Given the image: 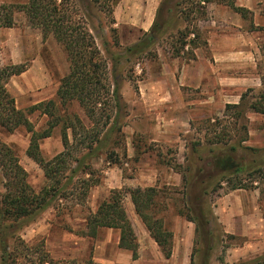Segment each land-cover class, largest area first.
<instances>
[{"label":"rangeland","instance_id":"374dc122","mask_svg":"<svg viewBox=\"0 0 264 264\" xmlns=\"http://www.w3.org/2000/svg\"><path fill=\"white\" fill-rule=\"evenodd\" d=\"M26 1L0 0V4ZM166 1L168 8L164 6L161 11L165 33L152 49L156 58H143L118 70L122 138L113 145L119 139L114 134L109 143L117 163L107 160L103 146L93 153L90 162L99 184L89 190L85 204L62 199L32 222L4 230L10 249L20 238L30 246L43 245L58 264H114L109 261L124 258V250L118 249L119 232L101 228L95 238L87 237L86 217L111 191H121L130 222H141L126 190L154 187L158 197L153 212L172 233V248L175 240L182 243L181 239L190 235L177 258L160 264H204L206 259L207 264H248L264 260V172L254 179L248 171L230 173L226 179L205 174L212 155L228 152L234 145L258 150L261 154L254 158L264 160V114L250 109L260 103L264 92V0H160L159 5ZM230 1L245 11L234 12L225 5ZM147 2L149 6L143 10ZM153 2L111 0L113 25L107 15L94 11L90 22L103 29V33L94 34L109 65L107 50L115 53L135 43L144 32L141 27L154 20L157 9L151 11ZM201 8L204 17L195 14ZM193 28L200 33L197 47L188 45L180 51L183 40L194 38L190 34ZM114 35L119 47L113 42ZM12 66L24 67V71L10 76ZM67 73L65 53L53 36L43 38L40 27L28 24L24 13L15 12L14 26L0 29V86L35 131L47 128L48 117L40 111L27 115L28 110L49 100L58 104L56 91ZM71 110L90 126L77 104ZM68 135L71 140L69 131ZM29 140L25 127L9 133L0 126V144L12 149L29 185L39 193L49 183L26 155ZM213 140L218 141L213 144ZM39 149L45 160L63 151L60 126L39 142ZM197 176L202 180L210 176L212 185L207 195L193 203ZM229 179L248 189L231 190ZM3 184L0 171V196ZM192 216H199L196 224L188 221Z\"/></svg>","mask_w":264,"mask_h":264},{"label":"trees","instance_id":"16d2710c","mask_svg":"<svg viewBox=\"0 0 264 264\" xmlns=\"http://www.w3.org/2000/svg\"><path fill=\"white\" fill-rule=\"evenodd\" d=\"M167 5V1L160 3L151 28L143 32L135 43L119 52L112 53L107 50L111 60L109 65L96 43V35L98 32L103 33V29L99 30L90 22V18L95 17L94 11H98L107 15L113 25L115 20L111 0H27L24 4H0V29L12 28L14 13L22 12L28 24L40 27L43 38L53 36L62 47L68 62V73L60 80L56 91L58 104L54 100L40 102L27 112L28 115L40 111L48 117L47 128L40 132L33 129L26 114L15 108L13 99L0 86V126L9 133L21 126L25 127L30 134L26 155L39 166L49 183L36 193L29 185L27 173L20 166L12 149L0 144V171L4 180V193L0 196V264H58L41 244L30 246L17 238L10 249L4 230L32 222L54 202L62 199H74L77 205L85 204L89 190L99 184L90 160L93 153L102 146L106 150L107 160L117 163L118 157L109 147V143L114 134H117L119 139H116L113 145L121 142L122 138L119 118L123 104L118 70L143 58H156L152 49L165 33V20L162 19L161 11ZM225 5L237 13L245 11L235 7L233 1ZM196 13L205 16L203 8L196 10ZM111 31L116 34V29L111 28ZM190 34L194 38L183 40L180 51L188 45L197 47L199 31L193 28ZM113 42L119 47L115 35ZM203 44L205 45V42ZM176 53H179V50H176ZM23 71L24 67L12 66L8 75H18ZM73 104H77L82 110L90 124L89 127L71 110ZM250 109L255 113L264 114V92L260 95V103L252 104ZM57 126L61 128L63 151L52 159L45 160L40 154L39 142L50 137L52 130ZM243 129L246 131V128ZM213 141L215 144L218 140ZM85 150L87 152L84 155L77 156L80 151ZM257 154L261 153L255 149L243 148L240 144L231 146L228 152L212 155L208 162V172L205 174H210L213 179L219 175L226 179L230 173L235 175L248 171L249 176L254 179L255 175H262L264 172V160L259 162V159H255ZM262 154L264 156V152ZM247 159L249 161L246 165ZM210 176H203V180L198 176L195 179V185H199L191 197L193 203L207 195L208 186L212 185ZM205 182L207 185L204 186ZM227 182L231 184V190L248 189L241 182L236 183L230 179ZM126 192L135 214L160 248L164 258L169 259L172 254V233L165 229L162 219L157 218L153 212L158 190L154 187H136L127 189ZM187 219L196 224L200 218L192 216ZM204 223L207 224V221ZM85 227L84 235L91 238H95L101 228L117 230L118 248L130 252L132 260L138 258L137 238L123 205L121 191H111V195L98 205L96 211L86 217ZM204 264H207V259ZM248 264H264V260L257 259Z\"/></svg>","mask_w":264,"mask_h":264},{"label":"crops","instance_id":"0c3cea01","mask_svg":"<svg viewBox=\"0 0 264 264\" xmlns=\"http://www.w3.org/2000/svg\"><path fill=\"white\" fill-rule=\"evenodd\" d=\"M159 1L160 0H154L153 4L151 3L152 4V8H153V9L151 8V11L153 10V12H155V10L157 9V7L159 5ZM149 3L150 2L143 3V5H142V6H144L143 10H147V7L149 6ZM152 22H153V19L150 20V22H148L146 27L145 26L141 27L144 32H147L151 28ZM128 212H129V214H131V208L130 207L128 208ZM223 215L224 214L220 213L221 220H224L223 219ZM129 220H130V218H129ZM131 220H132V222H131L132 223V227H133L134 233H135L136 238H137L138 258L136 260H132L131 255L129 256V254H128V251L124 250V252H123V257L124 258L121 259L122 261L119 260V258L117 259L115 257L112 262L109 261L110 259H107L109 261V263H114V264L115 263L116 264H128V263L129 264H160V263H167L170 259L177 258L179 252L182 251V247H183V250H184V248L187 246L186 243L190 239L189 238L190 235L189 236L187 235L185 237V239L184 238L181 239V240H183L182 243H180V242L175 240L174 241V246L172 248L171 257L169 259H165L163 254L160 251V248L153 241V239L150 237L148 231L145 229L143 224H141V222H139L137 220H134V221H133V219H131ZM226 230L228 231L229 228H226ZM232 231H233V229H232ZM117 243H118V239H117ZM118 249L122 250L120 248H118Z\"/></svg>","mask_w":264,"mask_h":264}]
</instances>
